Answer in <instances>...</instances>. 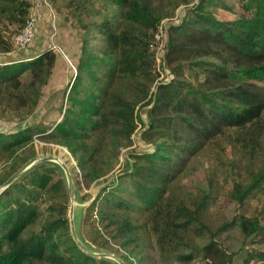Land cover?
I'll use <instances>...</instances> for the list:
<instances>
[{
  "label": "trees",
  "instance_id": "16d2710c",
  "mask_svg": "<svg viewBox=\"0 0 264 264\" xmlns=\"http://www.w3.org/2000/svg\"><path fill=\"white\" fill-rule=\"evenodd\" d=\"M93 1L70 0L68 5L81 19ZM114 1L120 6L114 10L117 18L106 13L100 20L82 21L87 35L75 82L85 86L88 81L91 88L69 95L65 121L53 129L24 125L10 135L0 131V155L13 156L14 147L37 132L48 142L66 146L89 184L114 169L122 145L133 144L138 118L143 149L130 153L122 172L102 187L88 210L96 209L106 226H114L116 243L141 261L146 253L138 249L140 225L130 211H143V225L163 263L189 264L198 255L195 239L210 230L204 219L217 198L220 176L232 180L229 195L240 206L249 197L264 195V0H241L245 8L255 9L253 18L260 23L244 17L218 20L207 0L188 7L182 20L166 29L163 59L171 77L161 80L162 69L154 67V34L165 14L190 0ZM29 6L28 0H0V20L25 23ZM94 31L102 38L99 52L90 46ZM14 45L0 30V55L13 54ZM56 62L52 49L27 62H3L0 102L12 110L28 103L33 109ZM184 66L196 80L186 77ZM27 69L32 79L22 94L20 76ZM138 105V110L146 105V121L136 112ZM203 152L209 153L212 165L205 169L206 184L185 196L180 179L192 158ZM48 162L53 161L36 163L25 182L13 181L0 192V264H113L86 253L74 240L66 182H51ZM11 175L0 177V182ZM42 190L52 202L40 211L36 202ZM41 216V228L26 234ZM238 224L246 236H264L258 215L240 216ZM226 227L223 222L218 230ZM99 238L96 244L111 246L101 233ZM219 248L212 238L199 251L206 260L219 262L222 255L228 257ZM249 256L264 260V251Z\"/></svg>",
  "mask_w": 264,
  "mask_h": 264
},
{
  "label": "rangeland",
  "instance_id": "374dc122",
  "mask_svg": "<svg viewBox=\"0 0 264 264\" xmlns=\"http://www.w3.org/2000/svg\"><path fill=\"white\" fill-rule=\"evenodd\" d=\"M30 6L28 8V14L26 18L34 13L38 17L36 26V32L34 38L23 48H18L14 45L13 54L0 55V68L3 66V62H27L31 58L37 56L47 49H52L57 54V62L52 69V72L48 78L46 84L41 86V93L37 95V104L33 109H30V104L26 107H22L19 110H12L6 106L5 102H0V131L10 135L16 133L15 131L21 129L24 125H31L32 127H46L53 129L56 125L65 121V115L68 114V105L70 94L83 89L88 90L91 88V83L85 82V86L82 84H76L75 75L77 73L78 60L82 51L83 39L87 35V31L81 28L82 21L92 22L100 20L101 16L108 13L113 16L120 6L114 0H96L93 1L88 8L83 11L82 17L72 12V5H68L70 0H28ZM199 0H190L188 4H181L177 7L172 14H165L160 20L159 25L164 27V36L166 35V29L170 25L178 23L187 13V8L194 3H198ZM106 5V6H105ZM207 7L209 6L210 13L222 21H238L247 19L252 22L255 14V9H247L244 7L241 0H207ZM78 12V11H75ZM118 17L116 13L115 16ZM250 18V19H249ZM259 22L260 20H255ZM24 23L11 22L9 18L4 17L0 20V30L4 37V40L15 43V35L21 31ZM92 38L90 46L93 50L99 52V46L102 43L101 35L94 31L90 33ZM165 38L164 43L153 42L152 49L156 55V70L162 69V75L159 80L169 78L170 72L165 67L163 54L165 53ZM97 46V48H96ZM7 56V58L5 57ZM157 58H160L158 65ZM6 65V64H5ZM185 75L191 80H196L195 76L190 75L186 66H184ZM22 86L20 87L21 93L29 90V82L32 79L29 70L27 69L21 76ZM26 93V92H25ZM21 95V94H19ZM33 95L35 92L33 91ZM83 92L81 96H83ZM88 96V93L85 97ZM140 105L136 107V112H140L142 117L146 121V105ZM136 128L132 135V145H122L119 161L115 164L113 170L106 175L100 177L98 180L92 181L87 184L85 177L82 174L76 160L69 149L59 143L48 142L39 136L37 132L33 134L31 139L23 142L21 145L14 147L16 151L13 156L0 155V177H6L10 173L16 172L18 169L26 165L28 162L47 155H57L62 161H64L72 174L73 181L76 187L77 195L74 199L75 207V227L78 235L85 241L91 244L95 249H105L111 251L121 258H123L127 264H164L161 260L159 253L153 244L154 239L148 235L147 228L143 225L145 215L143 211H130L135 217L139 226V244L138 249L145 251L146 259L138 260L130 251L124 250L114 240L113 230L114 226H106V219H102L95 209L93 213L88 210L89 206L102 189L103 186L109 184V182L118 174L122 172L127 162L128 156L134 149L142 150L143 146H139L141 142V131L143 124L134 119ZM13 135V134H12ZM50 161V160H49ZM57 162H48L46 169L50 170L49 173L52 177L51 182L56 179H63L68 189L67 176L62 167L57 166ZM59 164V163H58ZM35 165V164H34ZM32 165L21 176L14 180L16 183L25 182L24 177L28 171L34 166ZM15 167V168H14ZM212 167L211 158L208 152H203L198 157L192 158L188 172L180 180L184 185L183 193L185 196L189 194H196L198 192L197 187L199 185L206 184V172L207 168ZM14 168V170H13ZM43 169V168H42ZM4 182V181H3ZM3 182H0V186ZM219 187L216 196L215 203L211 204L207 208V215L204 222L210 225V230H205L204 235L195 239V246L197 249V258L194 262L189 264H264L262 258H249L251 251H264V236H246L243 234L239 227L240 216L254 217L258 215L262 224H264V213L261 211L264 209V195L258 194L256 197H249L243 206H240L234 198L229 195V190L232 189V180L224 176L218 178ZM14 183V182H12ZM10 185V184H9ZM15 193L19 192L18 187L13 188ZM69 192V189H68ZM52 202V197L49 198L45 191L39 194L36 205L38 209L42 211L43 207ZM72 203L71 195L69 193L68 211L67 216L69 220V211ZM1 210V209H0ZM40 215V212H39ZM42 216L36 222L30 224L26 229V234L33 230H39L41 228ZM236 220V221H235ZM70 221V220H69ZM227 223V227L223 230H218V226L223 223ZM217 230L219 233H217ZM71 232V231H70ZM99 233H101L105 239L110 243V247H101ZM214 238L219 249L226 251L228 257L222 255V259L218 261H208L199 251L210 239ZM95 241V243H94ZM98 241V242H97ZM146 242L147 244H144ZM149 242V243H148ZM130 255V256H129ZM231 255V257H229ZM127 257V260L124 258ZM174 263L179 264L174 261ZM115 264V263H113Z\"/></svg>",
  "mask_w": 264,
  "mask_h": 264
},
{
  "label": "water",
  "instance_id": "95a60500",
  "mask_svg": "<svg viewBox=\"0 0 264 264\" xmlns=\"http://www.w3.org/2000/svg\"><path fill=\"white\" fill-rule=\"evenodd\" d=\"M55 161L57 163H59L62 168L64 169L66 176H67V182H68V189H69V193L71 195V199H72V203L70 206V211H69V226H70V231L71 234L74 238V240L76 241V243L78 244V246L85 251L86 253L97 257V258H101V259H106L109 260L115 264H127V262L121 258L120 256H118L117 254L105 250V249H95L91 244H89L87 241H85L82 237H80L76 231V227H75V217H74V213H75V207H74V199L76 198L77 195V191H76V187L73 181V177L72 174L70 172V169L68 167V165L62 161L60 159L59 156L57 155H47V156H43V157H39L36 158L30 162H28L26 165H24L23 167H21L20 169H18L16 172H14L7 180H5L1 186H0V192L7 187L9 184H11L14 180L18 179L21 174L26 171L28 168H30L32 165L41 162V161Z\"/></svg>",
  "mask_w": 264,
  "mask_h": 264
},
{
  "label": "built area",
  "instance_id": "2783aa9c",
  "mask_svg": "<svg viewBox=\"0 0 264 264\" xmlns=\"http://www.w3.org/2000/svg\"><path fill=\"white\" fill-rule=\"evenodd\" d=\"M37 21L38 17L34 13L28 16L21 31L15 35V45L18 48L25 47L34 38ZM154 41L156 43H159L160 45L162 44V42L164 43V27L162 24L159 25L158 30L154 34ZM157 60L159 65L160 58H157Z\"/></svg>",
  "mask_w": 264,
  "mask_h": 264
}]
</instances>
